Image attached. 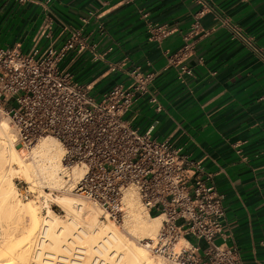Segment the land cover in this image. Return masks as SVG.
<instances>
[{"label":"crops","instance_id":"crops-1","mask_svg":"<svg viewBox=\"0 0 264 264\" xmlns=\"http://www.w3.org/2000/svg\"><path fill=\"white\" fill-rule=\"evenodd\" d=\"M200 11L187 59L195 76L182 82L168 58ZM48 19L52 36L38 39ZM80 28L86 48L61 70L96 97L128 85L137 67L156 73L163 111L141 98L125 119L201 160L226 195L228 243L243 264H264V0H0V47L61 46Z\"/></svg>","mask_w":264,"mask_h":264},{"label":"built area","instance_id":"built-area-1","mask_svg":"<svg viewBox=\"0 0 264 264\" xmlns=\"http://www.w3.org/2000/svg\"><path fill=\"white\" fill-rule=\"evenodd\" d=\"M202 13L184 35V45L168 58L179 67L182 82L195 76L187 59L196 53L194 37L202 30ZM223 22L230 25L227 19ZM53 26L48 19L38 39L51 37ZM86 40L80 28L61 46L52 40L45 48L36 45L28 51L0 47V112L9 117L16 143L30 149L44 137L57 139L64 167L85 171L59 190L79 193L96 204L103 222L125 219V191L134 187L148 213L162 218L157 235L143 241L161 264H243L237 247L228 243L226 195L213 174L183 148L153 135L154 126L141 133L125 119L141 98L163 111L152 88L156 73L137 67L128 85L116 84L96 97L89 85L60 68L69 51L86 48ZM19 194L24 199L41 196L38 187L28 184ZM79 252L75 249L69 264ZM92 264L112 263L95 254Z\"/></svg>","mask_w":264,"mask_h":264},{"label":"bare ground","instance_id":"bare-ground-1","mask_svg":"<svg viewBox=\"0 0 264 264\" xmlns=\"http://www.w3.org/2000/svg\"><path fill=\"white\" fill-rule=\"evenodd\" d=\"M11 126L7 120L0 121V264H32V245L42 226H47L48 232L44 234L47 227L43 228L40 233L43 235L37 239L39 249L35 253L37 257H40L44 245L48 246H46L47 252L44 253L46 256L44 264L45 262L48 264L71 262L65 257L55 256V250L59 248V243L64 238L80 251L77 260L72 264H90L89 260L85 262L84 260L90 255L88 249H92L95 245H97L94 247L96 255H100L105 260L103 249L108 250L107 258L112 261V264H154V257L147 247L127 238L120 232L115 222L103 224L104 226L99 224L101 209L93 202L84 198L74 200L71 196H57L69 215V223L75 226L80 225L76 233L71 231L69 225L60 221L49 206V214L41 219L38 208L34 204L21 203L22 201L16 198L12 176L19 174L28 181H35L37 180L36 171H39L40 173H37L51 185L58 182L60 172L68 171L63 164V147L53 137H44L32 147L30 153L33 156L35 168L32 164L26 163L27 155L23 154V150L18 147L16 135L12 132ZM84 172L83 169L75 167L72 173L73 178H81ZM124 201L127 206L126 225L129 232L141 241L157 235L162 225V218L149 213L144 214L138 204L141 200L137 190L133 187L128 188L125 191ZM18 222H21V225ZM80 231H83L84 235ZM55 259H58V262Z\"/></svg>","mask_w":264,"mask_h":264},{"label":"rangeland","instance_id":"rangeland-1","mask_svg":"<svg viewBox=\"0 0 264 264\" xmlns=\"http://www.w3.org/2000/svg\"><path fill=\"white\" fill-rule=\"evenodd\" d=\"M2 120H7L11 124L9 117L7 115L3 114L2 112H0V121H2ZM11 130L15 134L12 126H11ZM50 138H52V137H50ZM18 147L23 150V154L26 153L25 154V155H27V156H25L26 163H30V164H32L34 166V164H33V156L30 153L32 148L24 149L20 145H18ZM15 167H16V165H15ZM34 168H35V166H34ZM74 168L75 167L70 168V169H66L68 171L67 173H63V172L61 173L60 172V174L58 175V178H59L58 182H56L55 184H51V185L48 182H45L44 178H42L43 176L41 174H39L40 173L39 171H36L37 180H35V181H32V180L28 181L27 179L20 177L19 174H15L14 177L12 176V183H13V187L16 188L15 189L16 190V195H17L16 198H18L20 202L22 201L21 203L28 202V203L34 204L38 208L39 215L41 216V219H43L44 217H46L49 214V212H48V206H49L51 208V210H53V214L55 213L54 215L58 216L60 221H62L64 224H67V225L70 226V229H71V231L73 233L74 232L75 233L78 232L79 231L78 227L80 228V225L79 226H75V225L69 223V221H68V216L69 215L67 214V212L65 211V209L63 208L61 203L59 202V197H57V196H71L72 198H74V200H75V198H77L79 200L81 198H84V199L88 200L87 198L83 197L79 193L59 190L65 183H68V182L72 181V180L71 181L68 180L69 178L75 179V178H73V174H72ZM37 172H39V173H37ZM37 182H39V183H37ZM27 184L28 185H34V186L38 187V191H39L41 196L37 197V198H28V199H24L23 197H21L20 194H19L20 190H21L22 186L27 185ZM130 188H132V187H130ZM46 199L48 200V202H47ZM88 201H90V200H88ZM138 204H139L140 208L144 211V214H147L148 212L143 207V205L141 204L140 201H138ZM101 213H102V211H101ZM100 216H101V214H100ZM100 216H99V219H100L99 224H101L102 226H104L106 224H110L111 222H113V221H105V222H103L102 218ZM11 219H16V218H11ZM126 219H127V216L125 217V219L121 223H115L117 225L118 229L120 230V232L122 234H124L125 236H127V238H129L130 240H133L134 242H137L139 244L140 243L144 244L143 241H141L136 236H133L129 232V230L127 228V225H126ZM18 223L21 225V222H18ZM45 227H47V226H42L41 227V229L39 230V232H38V234L36 236V239H35V241H34V243L32 245V251H31L32 264H44V261H45L44 259L46 258L44 253L47 252V250H48L47 247L48 246L44 245L45 249L43 248V251H42L40 257L38 256L39 258L36 256L35 252L39 249L38 243H37L38 242L37 239L39 238L40 233L42 232L43 228H45ZM47 232H48V227H47ZM80 233L82 235H84L83 231L82 232L80 231ZM95 246H97V245H95ZM94 247L92 249H88V252H90V255L88 257H86L84 262L86 260H89L90 264H91V262L93 260V257L96 254V250L94 249ZM74 248L76 249L75 245L69 244V242L67 240H65V238H64V239H62V241H60L59 248L55 250V256H57L58 258L60 256H62V257H65L66 259H73V258H75V249ZM103 250H104L103 251V256L106 258V260L109 261V259L107 258L108 257L107 256L108 250L106 248H104ZM152 255L150 254L152 259L154 257V259H153V261L155 260L154 264H161L160 260L158 258H156L154 255L152 257ZM56 260L58 262V259H55V261ZM110 262L112 263V261H110ZM45 264H48V263L45 262Z\"/></svg>","mask_w":264,"mask_h":264}]
</instances>
